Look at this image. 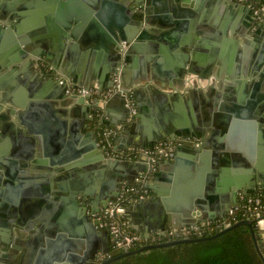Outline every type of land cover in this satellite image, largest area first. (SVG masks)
I'll return each instance as SVG.
<instances>
[{
  "label": "crops",
  "instance_id": "1",
  "mask_svg": "<svg viewBox=\"0 0 264 264\" xmlns=\"http://www.w3.org/2000/svg\"><path fill=\"white\" fill-rule=\"evenodd\" d=\"M0 4V17H5L0 22H21L33 44L19 62H10L7 52L0 54V264H17L25 254L31 264H48L53 241L65 256L72 252L91 264L108 256L113 251L109 234L103 235L98 226L86 233L85 224L95 221L93 213L115 201L126 185L138 181L149 194L129 204L127 217L131 229L144 237L223 218L240 195L264 191V137L259 132L264 120V28L244 3ZM63 21H69L68 31L77 39L63 40L59 52L45 48L40 38L55 29L52 24ZM109 27L128 38L118 42L121 60L115 59L118 51L105 36L112 33ZM138 32L144 38L130 51ZM44 68L99 92L113 87L118 69L122 88L136 104L135 118L128 121L121 93L96 98L98 124L123 126L114 138L115 148L187 141L177 145L172 159H161L154 171L145 161L112 166L116 160L105 157L97 136L102 152L83 149L95 132L94 105L78 104L80 97L68 95L55 78L44 75ZM11 108L22 114L26 126L20 125L17 114L8 115ZM7 123L16 128L4 127ZM72 148L79 151L74 157L68 153ZM53 152L68 153V165L49 170ZM5 201L16 213L12 222ZM12 245L17 254L6 259ZM66 259L62 262L75 264Z\"/></svg>",
  "mask_w": 264,
  "mask_h": 264
},
{
  "label": "built area",
  "instance_id": "2",
  "mask_svg": "<svg viewBox=\"0 0 264 264\" xmlns=\"http://www.w3.org/2000/svg\"><path fill=\"white\" fill-rule=\"evenodd\" d=\"M244 3L252 12V16L256 22L264 26V4H256L252 0H237ZM40 66L43 63L39 60ZM44 75L47 77H55L58 84L64 87L65 92L70 96L84 97L86 101L94 105L96 112H101L96 98L103 100L111 97L116 93H121L126 101L129 110L128 121H132L136 114L137 108L130 92L124 90L121 85V76L119 71L114 73L113 87L104 92H99L97 88L91 86H83L73 82L65 75L54 71L52 68H44ZM123 129V126L117 128L105 127L103 130V140L99 144L102 151L108 159L120 160L128 162H146L154 171L157 163L161 159H172L175 156L177 145L187 141L186 139H177L163 141L151 147L130 146L125 149L115 148L113 145L114 137ZM136 191L137 194L131 196ZM149 194L145 184L137 182L128 184L121 192L120 196L113 202L100 208L94 217L98 221V227L106 231L112 239V250L123 252L132 250L145 244L149 239L162 240L168 237L169 240L189 237L191 234H204L209 229L211 232L221 231L225 227L238 222L240 220H251L253 225L259 229H264V191H258L250 195H240L236 204L228 211L227 215L217 220H210L205 224H192L182 229H172L165 231L159 236L144 237L139 232L133 231L127 217L128 206L139 199L145 198ZM161 242V241H160ZM110 256V254H108Z\"/></svg>",
  "mask_w": 264,
  "mask_h": 264
},
{
  "label": "water",
  "instance_id": "3",
  "mask_svg": "<svg viewBox=\"0 0 264 264\" xmlns=\"http://www.w3.org/2000/svg\"><path fill=\"white\" fill-rule=\"evenodd\" d=\"M243 8H248L246 5L243 6ZM0 10H1V4H0ZM252 13V12H251ZM1 18H5V17H0V20ZM70 23L69 21H63L61 22L60 24H52V26H50V28H54L55 29L53 31H49V33H45L44 35H42V37L40 38L41 39H44V47H52L54 49H56L58 52L62 50L63 46H64V43H63V40L65 39H72V40H76L77 39V35L73 32H69L68 30H70ZM84 24H80L77 29H80L82 28ZM109 31H111L112 33L108 34L107 32L105 33V36H107L110 40V44H112V47L113 49L116 48V50L118 51V54L115 56V59L117 60H121V58L123 57L122 53H123V49L122 48H119L120 46H118V42L120 40H124V39H128L127 36H124V33L122 31H119V33H116V31L114 29H112L111 27H109ZM264 28V26H263ZM56 30V31H55ZM0 34H1V46H0V54L3 53V52H7L9 55H11L10 57V62H19L21 57L22 58H27L28 55L31 53V48H29L31 45H33L31 42H30V38L29 36H32V35H27L26 31H25V28L23 27V24L21 22H14V23H4V22H0ZM144 38V33H137L136 35V42L135 43H132L130 45V48L129 50L132 51L134 49L135 46L138 45V42ZM130 41V40H129ZM20 54V55H19ZM32 54H36V53H32ZM12 63H8L7 64V67H9V65H11ZM1 69V67H0ZM116 71H118V69H116ZM123 72V71H122ZM239 81H243V80H239ZM78 104H81V105H85L86 102V99L84 97H80L77 101ZM90 105V104H89ZM91 107V105H90ZM15 114L18 115L19 117V123L21 126H26V123L24 122L23 118H22V114L20 112H17L15 111L13 108L9 109L8 110V115L9 116H15ZM7 115V114H6ZM7 115V116H8ZM7 116H4L3 118H8ZM256 117V116H254ZM2 118V117H1ZM259 125H260V135L262 137H264V129H263V126H264V120H261L260 119V122H259ZM15 127L16 128V125L14 123H7L6 128H10V127ZM13 127V128H14ZM91 138L92 140L91 141H87L86 145L83 146V149H95L99 152H102L99 150L98 148V144H97V140H96V131L95 132H92L91 133ZM38 144V149H40V144ZM76 152H79V151H75L73 148H72V151H69L68 153H71V157H74L76 155ZM68 153L66 156H68ZM52 162H51V167L49 168V170L53 171V170H56V165H58L59 167H65V164L66 163H69L70 160L62 155L61 153L59 152H53L52 153ZM102 156V153L100 154ZM68 159V160H67ZM136 162H130V163H124V161H120V160H116L115 162L112 163V166H115L117 167L118 165L120 164H130V165H134ZM68 165V164H66ZM79 194V193H78ZM199 196H197L196 199H198ZM199 200V199H198ZM197 200V201H198ZM89 204H92L90 201L88 202ZM96 203V202H94ZM3 205L5 206V214L6 216L9 218V222H12L14 220V217H16V213L15 211L11 208V203L10 202H7L5 201L3 203ZM93 205V204H92ZM16 223V222H15ZM98 225V221L95 220V221H91L89 224H85V229H86V233L90 232L91 228L92 229H96ZM243 225H247L250 227L251 231H252V234H253V237H254V243H255V246H256V249L260 255V257L262 258V260L264 261V254H263V251H262V244L260 242V240L258 239V236L256 234V231H255V227L253 225V222L251 220H240L238 222H235L227 227H225L223 230L219 231L218 233L212 235L211 237H202V238H191V237H185V238H180V239H172V240H167L165 242H159V243H149V244H143L141 245L140 247H138L137 249L135 250H125L121 253H118V252H115V251H111L110 252V257L106 258V259H103L101 261L100 264H110V263H113L117 260H120L122 258H125L129 255H133V254H137V253H143V252H147L151 249H155V248H162V247H168V246H173V245H177V244H181V243H192V242H195V241H201V240H206V239H213V238H217L219 237L220 235L224 234V233H227L228 231H231L232 229L236 228V227H239V226H243ZM51 227H54L51 226ZM85 229L83 232H85ZM55 232H51V234L53 235ZM105 236H108L107 232H104ZM85 234V233H84ZM10 243V242H9ZM57 243L56 242H52L48 245V252H49V255H48V259L50 258L49 260V263L48 264H68V263H63L62 260L65 259L67 257L66 260H68L69 262H72V263H75V264H91V260H87L85 262V256L84 257H81V256H78L77 254H73L71 252V254H68L67 256L66 255V252H64V250H62L60 247H56ZM44 250V249H43ZM42 250V251H43ZM41 251V252H42ZM107 251V250H106ZM105 251V252H106ZM17 254V251L15 249V246L12 245V247L4 254V257H6V259H13L14 258V255ZM32 255L34 257V253L32 251ZM56 259H60L59 260V263H53ZM17 264H31V260L30 258L28 257V255H22L19 257V260L18 261H15Z\"/></svg>",
  "mask_w": 264,
  "mask_h": 264
},
{
  "label": "trees",
  "instance_id": "4",
  "mask_svg": "<svg viewBox=\"0 0 264 264\" xmlns=\"http://www.w3.org/2000/svg\"><path fill=\"white\" fill-rule=\"evenodd\" d=\"M256 4H264V0H252ZM101 111V110H100ZM98 112L94 121L95 131L99 141L103 140L104 126L98 121ZM101 112H99L100 114ZM98 124V125H97ZM137 192L131 193V196ZM255 227L258 239L262 244L264 254V229ZM134 231V230H133ZM211 232L209 229L204 234H191V238L211 237L218 233ZM169 240L163 237L162 240H151L145 242L159 243ZM134 248L132 250H135ZM121 253L120 251H117ZM100 260H96L93 264H100ZM110 264H264L260 257L255 243L252 231L249 226L243 225L220 235L217 238L195 241L192 243H181L173 246L151 249L147 252L129 255L125 258L117 260Z\"/></svg>",
  "mask_w": 264,
  "mask_h": 264
},
{
  "label": "flooded vegetation",
  "instance_id": "5",
  "mask_svg": "<svg viewBox=\"0 0 264 264\" xmlns=\"http://www.w3.org/2000/svg\"><path fill=\"white\" fill-rule=\"evenodd\" d=\"M54 78H55V77H51V79H54ZM55 79H56V78H55ZM56 81H57V80H56ZM97 114H98L97 116H99V113H97ZM95 117H96V110L93 111V119H94V120H95ZM98 118H99V117H98ZM96 136H98V135H97V132H96ZM115 137H116V136H115ZM115 137H114V138H115ZM97 139H98V138H97ZM99 142H100V141H99V139H98V144H99ZM113 143H114V139H113ZM99 146H100V144H99ZM100 147H101V146H100ZM103 153H104V152H103ZM104 155H105V154H104ZM105 157H106V155H105ZM106 158H107V157H106ZM110 160H111V159H110ZM96 212H97V211H96ZM96 212L93 213V216H94V214H95ZM95 219H96V218H95ZM97 226H98V225H97ZM104 232H106V231H104ZM108 257H110V256H106V257H104V258H100L99 260L102 261L103 259H106V258H108Z\"/></svg>",
  "mask_w": 264,
  "mask_h": 264
}]
</instances>
